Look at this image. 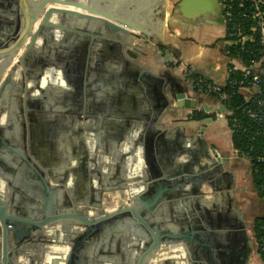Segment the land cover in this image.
Masks as SVG:
<instances>
[{
	"label": "water",
	"instance_id": "1",
	"mask_svg": "<svg viewBox=\"0 0 264 264\" xmlns=\"http://www.w3.org/2000/svg\"><path fill=\"white\" fill-rule=\"evenodd\" d=\"M139 1L0 0V170L11 168L9 178H0V264L50 263L52 247L62 253L58 264H249L252 242L233 194L203 197L205 186L217 190L214 176L221 166L226 169L227 158L206 145L204 124L197 134L188 127L189 135L183 126L169 128V119L184 118L200 101L188 97L187 88L173 91L167 80L129 56L137 55L138 43H148L146 27L131 24L126 15ZM54 76L58 86L67 87L62 103L70 130L79 126V106L84 122L91 117L77 127L73 141L82 155V188L71 183L68 188L64 172L49 170V162L59 157L46 151L38 134L33 147L15 139V115L22 107L17 110L15 98L21 95V104L37 111L54 110L58 103L43 94L44 83L54 89ZM98 115L119 120L94 124ZM52 124L48 134L62 130ZM97 131H105L104 137L88 135ZM31 149L41 159L34 171ZM88 158L93 164H84ZM78 164L75 158L67 166ZM90 190L102 204L95 205L101 214L86 213L82 202L78 212L65 213L63 197L72 206L77 192L85 197ZM105 196L117 197L112 212Z\"/></svg>",
	"mask_w": 264,
	"mask_h": 264
},
{
	"label": "crops",
	"instance_id": "2",
	"mask_svg": "<svg viewBox=\"0 0 264 264\" xmlns=\"http://www.w3.org/2000/svg\"><path fill=\"white\" fill-rule=\"evenodd\" d=\"M159 2L160 0H140L133 4L131 10H127L128 21L137 27H146L144 31H146L148 36L146 45H143V42L137 44L139 49L137 55L129 54V56L133 59L136 58L143 67L155 71L158 77L164 81L167 80L173 91L180 90L181 87L187 88L188 97L200 101V104L195 109L196 112L206 114L217 110L219 108L218 102L212 97H202L195 93L186 85L179 71L181 68H186L193 75L199 76L206 81L220 86L225 85L230 60L225 55L223 39L225 28L217 0H161V5ZM8 19H11V17L9 16ZM128 31L134 33L132 30ZM123 58L131 63L125 57ZM55 79V76L51 78V83L55 85L54 89L47 90L56 96L54 98L49 97L46 92V97L48 96L46 100L50 98L51 101L54 99V101L58 102L57 106H54V114H57V117H60V121H62L63 117L66 120V108L61 103L63 98H66L63 93H65L64 91H66L67 87L65 83H61L58 86L57 82L53 81ZM162 85L166 86L165 82ZM240 93L245 95L242 91ZM193 112L187 110L184 118L169 119V124H171L169 128L175 130L177 127L183 126L185 134L189 135L190 130L188 127L192 128V133L197 134L201 125H205L202 137L206 145L212 147L220 158H227L228 161L226 169L221 166L218 173L214 176V181L216 182L212 185L217 190L210 192V187L205 186L204 192L207 189L208 192L206 193L208 194H204L203 197L211 196L213 193H215L216 197L226 192L233 194L235 211L242 216L246 233L252 242V255L249 264H264V261L256 252L252 236L255 230V219L264 215V201L258 197L253 187L251 168L248 166V161L234 152L230 131L223 120L208 115L209 118L201 123H194L193 126H188L186 118ZM179 138H182V136ZM63 139L64 136L62 130H60L51 141L52 148L49 147L51 146L50 142L45 144V147L48 146L46 151H51L52 157H56L55 153L59 157L58 162H49L51 168H48L49 170L53 167L58 169L59 176L68 167ZM33 144L35 146V142ZM193 148L196 150L197 145ZM49 183L52 184L50 181ZM229 184L231 188L226 189ZM58 186L60 185L58 184ZM65 188L64 186V192L66 191ZM60 193H62V190H60ZM63 200H65L64 197ZM59 209L63 210V208ZM64 210H66V207ZM60 235L63 236V233H60ZM51 249L48 255L53 258L50 259V263L47 260L46 264H58L61 262L62 253H54L53 247ZM56 252L59 251L57 250ZM176 255L178 254L175 253L172 257L177 261Z\"/></svg>",
	"mask_w": 264,
	"mask_h": 264
},
{
	"label": "built area",
	"instance_id": "3",
	"mask_svg": "<svg viewBox=\"0 0 264 264\" xmlns=\"http://www.w3.org/2000/svg\"><path fill=\"white\" fill-rule=\"evenodd\" d=\"M218 4L225 28L223 35L225 55L230 60L226 81L230 91L227 92L224 90L225 87L193 75L186 68H181L179 71L186 85L195 93L202 97H212L218 102L219 108L206 113L207 115L230 123L232 134L237 131L242 133L248 131L251 137L262 138L261 152H258L254 158L256 163L262 164L264 163V79L261 76L264 75V50L258 52L260 62L255 66L246 67L238 57L248 44L256 42L264 47V0H219ZM231 71L238 72L239 76L230 78ZM236 91L245 93L244 102L247 106L242 108L241 112L249 123H241L233 117L229 105ZM257 233L256 252L260 258H264V220L257 225Z\"/></svg>",
	"mask_w": 264,
	"mask_h": 264
},
{
	"label": "flooded vegetation",
	"instance_id": "4",
	"mask_svg": "<svg viewBox=\"0 0 264 264\" xmlns=\"http://www.w3.org/2000/svg\"><path fill=\"white\" fill-rule=\"evenodd\" d=\"M218 1L219 0H217V4H218ZM10 20L11 19H8V21H10ZM0 28H1V24H0ZM44 84H45V88H43V91H44L43 94H45V97H44L45 99L44 100H46L47 97H46L45 91H47V84L46 83H44ZM47 93H48V91H47ZM36 95H37V91H34L33 93L31 92V93H29L27 99L30 100V102H34V100L36 98ZM38 97L41 98V95H39ZM15 99H16L15 105H16L17 110H18V105H22V107L20 108V112H18V113L16 112V115H15V123H16L15 139L20 140V141H22V139H25L26 143L27 142L33 143V142H36L35 141V134H38L37 136L40 137V142L45 146V144L49 143V142H50V144H52L51 141L54 138V135L57 136V133L59 132L58 130H56V131H52L51 134H48L49 133L48 132V128L49 127H53V125H55V124H52V123L53 122H57V126H61V127L63 126L62 127V133H63V136H64L63 147L66 149V156H67L66 157V162H67V164H70L76 158V160H79V164L77 165L78 167L77 166H72L74 168L72 170H70V167H67V172L64 171V177L62 179H63L64 182L66 181L68 188H69V183H71V188H74L77 185L80 186V188H82L81 187L82 184L78 182V181H80V182H83V181L85 182L86 181L85 178H84V174L85 173H83L82 170L79 168L80 166H82L81 165L82 155L79 153V150L77 148L75 150L73 149V146H74V142L73 141L77 138L76 137L77 136V132H78V128L77 127L80 126L82 128V126H85L86 123H89L88 121H90L89 119L91 117L89 119L87 118L88 119L87 122H84L86 119L83 118V108L81 106H79L78 110H77L78 111L77 112L78 116H75V120L78 121L79 126L77 125V123L76 124L74 123V126L76 127L77 130L73 129V126H72V130H70V124H69L68 121H66L69 118V113L67 112V109L65 111L66 120H64V117H63V120L60 121V117L58 118L57 114L56 115L54 114L55 111L53 109H52V111L45 110L46 112L45 111H43V112L37 111L35 108L28 107L25 104L24 105L21 104L20 101L23 100V97H21V95L19 96V98H15ZM88 100L89 99H87V101ZM44 102H45V105H46V101H44ZM61 104H62V106H64V108H66L65 100ZM46 107H48V106L46 105ZM23 111H26L25 112L26 114ZM188 117L186 118V120L188 119ZM92 119H93L92 121H94V124L97 121H99V122H101V121H109L110 123H114V121L119 120V118H116L117 119L116 120L114 117L106 118L105 116L103 117L102 115H98V118H94L93 117ZM41 133H45V135H41ZM104 133H105V131H104ZM104 133H102L100 131H97V133H88V135L89 136H93L96 139V137L103 136ZM48 135H50L49 138L47 137ZM11 139H12V137H10V140ZM13 141L16 142L19 145V147L21 148V143L15 141L14 139H13ZM33 145L34 144H32V146ZM19 147H16L17 148L16 150H18V149L21 150ZM77 147H79V145H77ZM30 154H33V156H32V159H31V157H29V160H28L29 162H31L30 166H29V169L31 171H34L35 169H37L36 166L40 164L41 159L37 157L38 152L34 151L33 149H31ZM89 160H90V158H88V160L84 164H86V165L93 164ZM5 164H7V162ZM9 164H12V163H9ZM6 167H7L9 173L7 171H4L3 168H1V170H0V172H2V175L0 176V178H2L3 180H6L7 178H9L7 174L10 175V169L11 168H10L9 165L6 166ZM89 167H91V166H89ZM93 167L95 168L96 165L93 166ZM87 168H88V166H87ZM87 168H86V170H87ZM70 172H72V173H70ZM74 172H77V178L75 177ZM70 174L71 175L73 174L74 178L70 177ZM88 176L89 175H86V177H88ZM95 177H97V176L95 175ZM77 194H78L77 195L78 198L77 199H74V198L72 199L73 204L76 205L75 207L73 206V204L71 206L72 202L71 203L69 202L71 200V199H69V197H67L65 199V205H66L65 206L66 207V212L65 213L73 214L74 212H78V208H79L78 205H79L80 202H82L84 204H87V206H88V210H87L86 213H90V215H92V216L101 214L100 211H102V210L101 209L99 210V208L96 207L95 205H99V207H100V205H102V204H101V202H99V203L97 202L99 198L97 196L95 197L94 191L90 190V193H88L85 197H84L83 193L77 192ZM114 196H105V201L108 203V205H107L108 209L107 210L109 212H112L116 208L117 197L115 198ZM103 205H106V204L104 203ZM73 210H74V212H73ZM103 210H106V209H103ZM80 213L83 214L82 212H80ZM86 213H84V215ZM81 214H79L78 216H82ZM73 222L78 223L75 220H70V222H69L70 226L76 227L75 224H73ZM126 246H128V245L126 244ZM131 247H132V245H131ZM125 257L126 258L128 257V259H129L127 250H126V253H125ZM135 258H137L136 255H135Z\"/></svg>",
	"mask_w": 264,
	"mask_h": 264
},
{
	"label": "trees",
	"instance_id": "5",
	"mask_svg": "<svg viewBox=\"0 0 264 264\" xmlns=\"http://www.w3.org/2000/svg\"><path fill=\"white\" fill-rule=\"evenodd\" d=\"M256 41V40H254ZM264 50V47L259 46L256 44V42L248 44L245 48V51H243L239 55L240 62L248 67L249 65L255 66L256 64H259L260 59L257 56L259 51ZM261 70V69H260ZM239 73L236 71L230 72V78L238 77ZM262 79H264V75L261 76ZM226 85V83H225ZM224 90L229 92L230 87L227 85ZM230 109L233 112V117L236 118L241 123H249L246 118L242 115V108L246 107L247 104L244 102V95H242L240 92H235V96L231 99L230 102ZM208 115L202 113V112H196L194 111L187 119L188 126H193V124L201 123L202 121L206 120ZM211 118V117H210ZM228 126V130H230L229 124L226 123ZM231 140H232V148L234 152H236L241 158L248 161V166L251 168V177H252V183L253 187L258 195V197L264 201V163L259 164L255 161V155L258 154V152H261V144L263 142L261 137H251L250 132L242 133L240 131H237L236 133H231ZM253 148V149H251ZM255 148V149H254ZM264 220V215L260 218L255 219V226L253 231V241L255 243V239L258 236L257 233V225L259 222ZM256 247V243H255ZM262 261H264V258L261 257Z\"/></svg>",
	"mask_w": 264,
	"mask_h": 264
},
{
	"label": "rangeland",
	"instance_id": "6",
	"mask_svg": "<svg viewBox=\"0 0 264 264\" xmlns=\"http://www.w3.org/2000/svg\"><path fill=\"white\" fill-rule=\"evenodd\" d=\"M225 122V121H224ZM226 123V122H225ZM230 131V130H229ZM231 134V133H230Z\"/></svg>",
	"mask_w": 264,
	"mask_h": 264
}]
</instances>
